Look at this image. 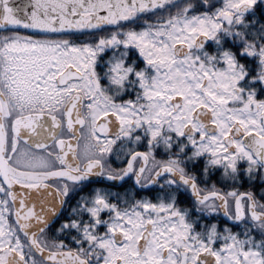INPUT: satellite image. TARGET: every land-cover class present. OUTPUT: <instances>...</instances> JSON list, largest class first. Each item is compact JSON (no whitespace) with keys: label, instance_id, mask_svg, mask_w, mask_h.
<instances>
[{"label":"snow or ice","instance_id":"6c2138e0","mask_svg":"<svg viewBox=\"0 0 264 264\" xmlns=\"http://www.w3.org/2000/svg\"><path fill=\"white\" fill-rule=\"evenodd\" d=\"M0 264H264V0H0Z\"/></svg>","mask_w":264,"mask_h":264},{"label":"flooded vegetation","instance_id":"af4514ba","mask_svg":"<svg viewBox=\"0 0 264 264\" xmlns=\"http://www.w3.org/2000/svg\"><path fill=\"white\" fill-rule=\"evenodd\" d=\"M118 147H119V144L114 146V148H118ZM112 160H115V156H112ZM113 166L116 167V166H121V165L119 164V161H117ZM125 186H127V185H125Z\"/></svg>","mask_w":264,"mask_h":264}]
</instances>
